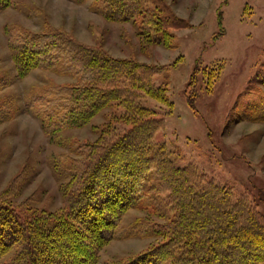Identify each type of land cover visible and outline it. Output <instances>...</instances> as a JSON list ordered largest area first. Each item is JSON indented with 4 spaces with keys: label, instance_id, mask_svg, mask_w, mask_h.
Instances as JSON below:
<instances>
[{
    "label": "rangeland",
    "instance_id": "1",
    "mask_svg": "<svg viewBox=\"0 0 264 264\" xmlns=\"http://www.w3.org/2000/svg\"><path fill=\"white\" fill-rule=\"evenodd\" d=\"M91 3L13 0L0 8V100L13 113L0 125V193L24 211L58 212L65 182L57 179L56 164L81 159L80 152L113 121L112 104L84 126L50 136L41 118L28 110L37 94L49 100L50 88L76 82L71 73L43 68L18 75L10 43L51 31L117 58L156 65L157 84L169 81L166 100H143L165 120L156 133V146L166 144L176 165L193 164L236 195L248 194L264 213V121L239 116L240 104L257 96L250 88L264 92V86L251 85L264 65V0H164L185 22L172 30L171 44L150 41L149 34L141 32L140 17L110 20ZM114 127L112 136L128 125L119 120ZM157 175L153 168L146 177L138 204L99 251L100 264L122 263L163 241L158 230L167 216L158 214L157 199L151 197L157 192Z\"/></svg>",
    "mask_w": 264,
    "mask_h": 264
},
{
    "label": "trees",
    "instance_id": "2",
    "mask_svg": "<svg viewBox=\"0 0 264 264\" xmlns=\"http://www.w3.org/2000/svg\"><path fill=\"white\" fill-rule=\"evenodd\" d=\"M12 1L0 0V8ZM91 7L110 20L140 17L141 32L156 43L171 44L172 30L185 23L164 0H92ZM10 49L20 77L36 68L76 77L73 84L50 88L49 100L40 93L29 101L28 110L41 118L46 134L84 126L112 104L114 112L101 137L80 152L81 159L56 164L55 175L65 182L58 212L24 211L0 193V264H100L99 251L138 204L153 168L158 187L151 197L158 214L167 216L158 230L164 239L118 264H264V213L258 203L193 164L176 165L166 144L156 146L165 120L143 103L147 96L167 99L169 81L157 84L156 65L117 58L51 31L17 39ZM255 84L264 86V65L251 80ZM250 90L257 96L240 104V119L264 121V92ZM12 116L0 100V125ZM119 120L128 127L112 136Z\"/></svg>",
    "mask_w": 264,
    "mask_h": 264
}]
</instances>
